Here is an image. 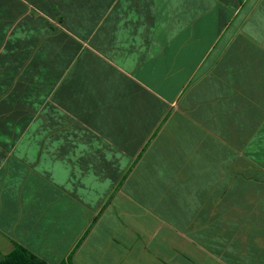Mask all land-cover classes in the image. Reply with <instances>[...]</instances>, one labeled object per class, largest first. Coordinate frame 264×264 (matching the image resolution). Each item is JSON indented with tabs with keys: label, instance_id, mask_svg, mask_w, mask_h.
<instances>
[{
	"label": "crops",
	"instance_id": "obj_1",
	"mask_svg": "<svg viewBox=\"0 0 264 264\" xmlns=\"http://www.w3.org/2000/svg\"><path fill=\"white\" fill-rule=\"evenodd\" d=\"M264 264V0H0V259Z\"/></svg>",
	"mask_w": 264,
	"mask_h": 264
},
{
	"label": "trees",
	"instance_id": "obj_2",
	"mask_svg": "<svg viewBox=\"0 0 264 264\" xmlns=\"http://www.w3.org/2000/svg\"><path fill=\"white\" fill-rule=\"evenodd\" d=\"M0 264H46L43 260L36 257L24 247L14 244L13 249L3 255L0 259ZM60 264H68L61 262Z\"/></svg>",
	"mask_w": 264,
	"mask_h": 264
}]
</instances>
